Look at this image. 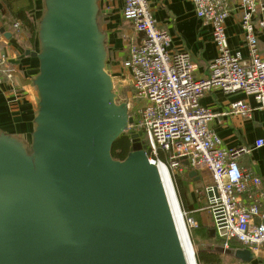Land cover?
Returning <instances> with one entry per match:
<instances>
[{
  "label": "water",
  "instance_id": "obj_1",
  "mask_svg": "<svg viewBox=\"0 0 264 264\" xmlns=\"http://www.w3.org/2000/svg\"><path fill=\"white\" fill-rule=\"evenodd\" d=\"M101 12L99 0H43L27 51L39 62L31 141L0 133V264H189L159 167L134 146L142 133L126 159L112 156L133 118L108 72Z\"/></svg>",
  "mask_w": 264,
  "mask_h": 264
},
{
  "label": "built area",
  "instance_id": "obj_2",
  "mask_svg": "<svg viewBox=\"0 0 264 264\" xmlns=\"http://www.w3.org/2000/svg\"><path fill=\"white\" fill-rule=\"evenodd\" d=\"M123 2V18L141 36L130 45L124 68L131 77L133 99L140 100L142 106L134 109L132 98L121 100L117 95L133 118L127 135L142 133L141 142L150 161L158 167L167 166L171 177L196 172L203 186L205 210L224 252L247 249L257 256L264 247L263 181L240 168L238 161L250 148L226 147L210 125L218 115L202 106L201 100L212 90L242 92L264 110V56L258 47L264 31V2L240 0L248 51L244 57L241 52L233 53L228 44L226 21L232 0H192L197 18L210 27L218 52L204 78L195 76L188 53L169 51L170 36L158 27L147 0ZM14 29L19 31L21 25L16 23ZM13 79L8 57L0 51V84ZM254 110L239 101L223 115L250 119ZM263 146L264 138L255 142V147ZM187 224L191 229L199 226L194 217H188ZM220 227L226 229L224 236L219 234ZM233 241L239 248H232Z\"/></svg>",
  "mask_w": 264,
  "mask_h": 264
},
{
  "label": "crops",
  "instance_id": "obj_3",
  "mask_svg": "<svg viewBox=\"0 0 264 264\" xmlns=\"http://www.w3.org/2000/svg\"><path fill=\"white\" fill-rule=\"evenodd\" d=\"M147 1L158 27L167 31L170 36L169 51L188 53L194 65L195 76L206 77L218 52L212 40L211 29L202 25L197 18L192 0ZM33 2L35 8L30 12V17L36 22L35 15L40 12L41 16L43 0ZM99 5L102 10L99 24L107 36L108 72L113 80L122 79L128 75L124 61L129 47L139 42L141 36L123 18V0H99ZM242 16L240 0H232L230 17L226 21L228 44L233 53L241 52L247 57L245 35L241 28ZM16 23L21 25L19 31L14 29ZM36 45L31 46L28 32L20 21L14 19L8 3L0 0V51L7 55L9 67L14 74L13 80L0 84V133L14 135L29 142L39 108V95L33 84L39 62L37 58L27 55V51L36 52ZM258 47L260 54L264 56V31L259 35ZM239 101L255 109L250 119L223 115L230 110L231 104ZM201 104L218 115L210 125L226 147L250 148V153L239 159V166L260 177L264 191V146L255 147V142L264 138V110H259L257 101L242 92L225 94L220 90H212L202 98ZM251 264H264V247Z\"/></svg>",
  "mask_w": 264,
  "mask_h": 264
},
{
  "label": "rangeland",
  "instance_id": "obj_4",
  "mask_svg": "<svg viewBox=\"0 0 264 264\" xmlns=\"http://www.w3.org/2000/svg\"><path fill=\"white\" fill-rule=\"evenodd\" d=\"M39 17L40 12H37L35 15L36 24H38ZM114 80L116 94L119 95L121 100L132 98L134 109H136V106H142L140 100L133 99L134 92L131 86V77L129 74L125 75L122 79ZM134 146L136 149L145 148L142 142L137 143ZM189 174V172H186L176 178L171 177L175 193L168 187V195L175 219H184V221H182V223H184V245H186L189 264H194L193 256L190 253L189 239L192 241L195 250L197 264H206L205 259H203L204 254H218L220 256L218 264H244L235 260V258L227 252H224L222 240H220L216 235H212L214 225L211 220V216H209L208 212L205 210L206 200L204 193L202 192L203 186L200 181H195L190 178ZM182 213L184 218L182 217ZM188 217H194L198 221V228L191 229L188 226ZM185 227L187 229H185ZM198 255L201 259L200 262L198 261Z\"/></svg>",
  "mask_w": 264,
  "mask_h": 264
},
{
  "label": "trees",
  "instance_id": "obj_5",
  "mask_svg": "<svg viewBox=\"0 0 264 264\" xmlns=\"http://www.w3.org/2000/svg\"><path fill=\"white\" fill-rule=\"evenodd\" d=\"M5 1L8 3V7L12 10L14 19L16 21H20L22 27L28 32L31 46L35 47V45L37 44L38 26L30 17V12H32L35 8L33 0H5ZM131 147H132V142L130 137L127 134L122 135L115 142L113 146L112 149L113 158L116 160L126 159L130 153ZM231 246L232 248H239V244L235 241L231 243ZM203 259H205L206 264H218L220 261V256L218 254H213V255L204 254ZM200 260H201L200 256L198 255V261L200 262Z\"/></svg>",
  "mask_w": 264,
  "mask_h": 264
},
{
  "label": "bare ground",
  "instance_id": "obj_6",
  "mask_svg": "<svg viewBox=\"0 0 264 264\" xmlns=\"http://www.w3.org/2000/svg\"><path fill=\"white\" fill-rule=\"evenodd\" d=\"M159 170H160V174L162 176V179H163V182H164V185L166 188L167 195H168V187L170 189H172L175 193V188H174L168 167L167 166H160ZM168 199L170 201L169 195H168ZM172 212H173V210H172ZM173 214H174V212H173ZM182 217L184 218L183 213H182ZM174 218H175V216H174ZM175 221H176L178 231H180L179 235H180L182 245H183L184 251L186 253V257H187L186 245H184V223H182V221H184V219H175ZM185 229H187V228L185 227ZM189 247H190V253L193 256L194 264H197V260H196V256H195V250H194L192 241L190 239H189ZM187 260H188V258H187ZM188 263H189V260H188Z\"/></svg>",
  "mask_w": 264,
  "mask_h": 264
}]
</instances>
